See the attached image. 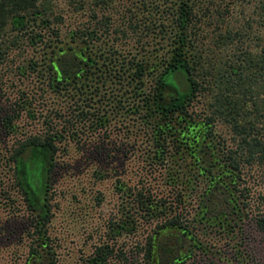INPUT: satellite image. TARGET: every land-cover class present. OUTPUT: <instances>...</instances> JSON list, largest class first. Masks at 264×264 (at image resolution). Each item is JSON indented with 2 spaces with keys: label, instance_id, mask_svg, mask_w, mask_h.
I'll list each match as a JSON object with an SVG mask.
<instances>
[{
  "label": "trees",
  "instance_id": "obj_1",
  "mask_svg": "<svg viewBox=\"0 0 264 264\" xmlns=\"http://www.w3.org/2000/svg\"><path fill=\"white\" fill-rule=\"evenodd\" d=\"M95 1L99 4L104 0ZM231 1L235 0L202 1V12L211 18L216 16V20L220 24L225 23V27L213 35L212 42L193 48L191 61L185 66L180 64V48L189 38L188 32L193 31L190 25L197 18L198 12L194 8L196 1L193 0L177 1L170 23L172 34L169 36L173 49L168 59L162 60L159 53L145 52L139 55L130 52L127 55L120 52L115 39L112 38L113 42L109 44V37L103 35L110 23L107 18H103L98 19L94 27L85 26L68 31L71 37L79 36L81 41L78 49L72 45L71 48L76 51L71 53L67 50L57 55L58 65L53 58L48 57L50 59L44 63L46 69H38L53 93L70 96L65 108L60 104L49 115L44 114L39 118L40 123L44 120L48 125L44 135L54 146L55 155L48 171L51 187V173L57 163L58 153L72 154V148L83 145L85 135L104 140L105 131L112 129L113 118L107 112V107L103 112L99 111L101 106L104 109L109 102L123 113V117L137 116L140 125L135 128V136L142 148V159L156 179L151 185L116 183L121 197L118 208L125 210L126 214L121 216L120 213L108 221L105 240L95 244L92 252L82 257L77 264H109L115 255L121 257L123 248L115 244L114 236L120 232L135 231L134 209H138L141 219L148 223L144 240L136 244L137 251L142 252L147 264H155L154 254L162 256L160 261L157 258L156 264H189L199 254L209 256L217 253V238L231 243V240L243 237V222L253 212L245 167L257 161L264 151V142L259 137L261 134L256 135L252 131L256 127L253 117L243 110L245 104L250 106L258 102L253 85L256 84L257 75L260 79L264 74V37L257 35L260 48L254 53L248 41L243 40L244 28L251 27L252 20L248 17L246 25L235 28L226 23L227 14L231 12ZM249 1L253 3V12L258 14L264 28V0ZM50 11L45 0H0V63L6 59L9 48L16 45L17 39L26 32L28 23L23 21L24 17L29 21L38 19L47 26L55 22L53 34L56 40L59 38L58 25L63 20L60 15H53ZM7 25L12 31L16 29V33L8 34ZM145 27L147 30L158 28L162 33L168 30L165 21L154 24L148 21ZM117 31L123 33L124 29ZM40 35L39 32L30 33V40H27L33 42L35 38L43 39ZM100 42H108L109 45L101 49ZM95 43H99V47L91 53L90 44ZM98 49L101 52L96 57L94 54ZM66 56L69 57V65L60 67L59 62ZM178 69L188 82L191 92L189 101L203 88L210 92L206 96V107H200L198 111L193 107L188 109L187 102L177 111L169 112L163 108L156 97L163 90L168 73ZM112 70L116 72L114 77ZM114 78L121 88L118 91L111 90L114 82L109 81ZM107 86L110 88L109 94L106 93ZM59 100L67 102L63 98ZM92 103L98 105L96 111L90 109ZM23 108L18 104L14 110ZM29 116H34V113L29 112ZM10 120L8 114H4L1 120L9 131L13 129ZM221 120L228 127L225 132H217L213 128ZM33 131L36 136L37 129ZM100 175L99 178L104 177V173ZM146 176L145 172V179ZM117 180L119 182L120 179ZM52 196L53 193L47 195L46 200L49 202ZM260 198L255 218L264 223V193H261ZM45 207L43 216L37 211L27 215L32 230L29 234L39 245L49 248L51 243H48L47 223L51 206L45 203ZM18 209L13 202L12 212ZM166 227L178 231L169 233L180 242L168 246L163 241L161 245ZM36 249L31 247L30 254L35 253ZM53 254L52 250L50 263L57 264ZM235 254L241 262V250L236 248ZM164 258L169 260L168 263Z\"/></svg>",
  "mask_w": 264,
  "mask_h": 264
},
{
  "label": "rangeland",
  "instance_id": "obj_2",
  "mask_svg": "<svg viewBox=\"0 0 264 264\" xmlns=\"http://www.w3.org/2000/svg\"><path fill=\"white\" fill-rule=\"evenodd\" d=\"M177 1L104 0L97 4L95 0H45L48 10H51L53 15H60L63 20L58 25L59 38L57 40L53 34V28L56 29L55 22L47 26L38 19L29 21L27 17H24L23 21L28 23L26 32L22 34V38L17 39L16 45L9 48L6 59L0 63V146L5 144L9 134L7 127L1 123L4 114L9 115L11 124L18 126L23 124L36 131L42 115H49L53 108L60 104L65 108L70 102V96L53 93L45 83L46 80L43 81L42 74L38 70L40 67L43 71L46 69L44 63H47L48 59L53 58L58 65L57 55L67 50L72 53L78 49L79 41H81L79 36L71 37L68 31L85 26L91 28L97 25L98 19L107 18L110 21L109 28L103 35L109 37V44L114 38L115 45L120 52L127 55L130 52L139 55L145 52L159 53L162 60L168 59L173 49L169 36L172 34L170 23L173 12L177 8ZM193 1H196L194 8L198 12L197 18H194L190 25L193 29L188 32L190 40L187 37L188 39L181 46L183 51L187 50L189 61L192 58L193 48L197 49L204 46L205 42H212L213 35L215 36L221 28L225 27V23L220 24L216 16L211 18L206 15L207 13L202 12L203 0ZM229 7L231 12L227 14L226 20L229 26L242 27L246 25V18L249 17V20H252V26L244 28L243 40L248 41L254 53L258 52L260 46L257 44V35L264 37V28L260 24L258 14L253 12V3L249 0H235L231 1ZM148 21L152 24L165 21L168 30L166 33L160 32L158 28L147 30L145 24ZM217 23H219L218 26H216ZM136 24L135 28L133 25ZM6 27L8 34H15L17 31L16 29L12 31L10 25ZM121 28L124 29L123 33L115 32ZM29 32H39L43 39L35 38L33 42H30L28 41L30 40ZM108 42L106 44L100 42L102 45L100 48L106 49ZM72 45L76 49H72ZM98 47L99 43L90 44L91 53H94ZM101 49H98L94 56L97 57ZM68 61V56L63 58L59 62L60 67L69 65ZM115 73L112 70L113 77ZM258 76L256 84L253 85L258 102L251 103L250 106L245 104L243 111L253 117L256 127L252 131L256 135L261 134L259 137L261 136L264 142V74L260 79ZM108 77L111 75L108 74ZM115 81V78L109 81L114 82L111 90L118 91L120 87ZM148 81L150 82V78ZM109 89L107 86V94H109ZM207 93H210L207 88L195 93L193 99L189 101L188 109L193 107L198 111L200 107H206ZM56 97H58L57 100ZM60 98L67 102H58ZM18 104L24 107L23 110H14ZM97 106L92 103L90 109L96 111ZM112 106L114 104L109 102L104 109L102 106L99 108V111L103 112L107 107V112L113 118L112 129L105 131L104 140L85 135L82 142L83 147L76 145V148L70 150L72 154L68 152L57 154V163L51 173L53 198L49 201L54 211L48 213L49 222L47 223L48 243H51L52 247H43L33 240V236L29 234L32 230L27 214L20 211H7L8 209L6 210V207L0 203V264H51L52 250L57 264H77L82 257L92 252L95 244L105 240L108 221L115 219L120 213L121 216L126 214L125 210L118 208L121 197L118 195L116 183L151 185L156 181L148 165L142 159V148L135 136L137 133L135 128L140 125L137 116L123 117V113ZM29 112H33L34 116H29ZM194 116L200 119L196 114ZM213 128L217 132H225L228 129L222 120L216 122ZM145 172L147 173L146 179L144 178ZM101 173H104V177L99 178ZM117 178L120 179L119 182ZM245 179L250 187L253 212L250 216H246L243 222V237L231 240V243L217 238L219 247L217 253L209 256L199 254L198 258L193 259L189 264H264V226L260 224L264 223L255 218V213L258 212V200L261 199V193H264V151L257 161L245 167ZM133 215L135 231L120 232L114 236L115 244L122 246L124 254L121 257L115 255L110 259L109 264H147L142 252L137 251L136 244L144 240L148 223L141 219L138 209H134ZM164 230L161 245L163 241L168 246L175 245L179 240L171 233H178V231L170 227ZM232 244L235 246H231ZM31 247L37 248L33 254H30ZM236 248L240 249L243 254L241 262L235 256ZM157 258L160 261L162 256L158 257L154 254L155 264L158 261ZM164 259L168 263L169 260Z\"/></svg>",
  "mask_w": 264,
  "mask_h": 264
},
{
  "label": "flooded vegetation",
  "instance_id": "obj_3",
  "mask_svg": "<svg viewBox=\"0 0 264 264\" xmlns=\"http://www.w3.org/2000/svg\"><path fill=\"white\" fill-rule=\"evenodd\" d=\"M180 50V64L185 66L189 55L182 47ZM168 74V79L163 82V90L159 91L156 98H159L164 109L172 112L189 102L191 92L181 70ZM38 125L36 136L33 129L23 124L13 125L5 144L0 146V203L7 211H12L15 202L19 208L17 211L25 214L37 211L43 216L47 208L45 203L50 205L46 198L53 193L48 182V171L55 155L54 146L44 135L48 125L44 120ZM50 209L49 212H52L53 209Z\"/></svg>",
  "mask_w": 264,
  "mask_h": 264
}]
</instances>
